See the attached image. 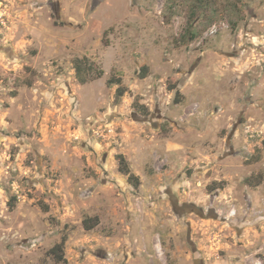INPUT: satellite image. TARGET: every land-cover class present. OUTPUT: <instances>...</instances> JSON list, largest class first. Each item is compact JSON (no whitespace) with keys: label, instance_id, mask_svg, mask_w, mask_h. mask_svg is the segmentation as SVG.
<instances>
[{"label":"rangeland","instance_id":"1","mask_svg":"<svg viewBox=\"0 0 264 264\" xmlns=\"http://www.w3.org/2000/svg\"><path fill=\"white\" fill-rule=\"evenodd\" d=\"M217 2L0 0V264H264V0Z\"/></svg>","mask_w":264,"mask_h":264},{"label":"trees","instance_id":"2","mask_svg":"<svg viewBox=\"0 0 264 264\" xmlns=\"http://www.w3.org/2000/svg\"><path fill=\"white\" fill-rule=\"evenodd\" d=\"M222 3V2H221ZM189 9H190V15L192 18V21L190 22V28H189V36H190V40L194 41L197 37H198V33L197 31L194 29L195 28V24L198 22V20L200 18H202L203 16H205L204 13L212 9H214L216 11V13H218V10L220 7H222L221 4H219L217 2V0H189ZM224 10H228L227 8H225L224 6ZM228 12H232V11H228ZM74 68L76 71V77L79 81V83L85 85L88 82L92 81L96 76L97 77H101L103 75V72L100 71L98 73V75H96V70L94 69V66L89 62V60L87 58H76L74 60ZM113 84H117V85H121V80L117 79V80H113L110 79L108 81V86H112ZM176 91L177 90V86L174 85L170 91ZM126 90L123 89L122 87L118 88L117 91V96L123 97L125 94ZM179 96H181L180 91H176V95H175V99L174 101L176 103H178V98ZM144 108V107H143ZM145 109V108H144ZM145 111H147V109H145ZM146 115V114H145ZM116 160L118 162V171L119 173L126 177L128 184H130L133 188L138 189L141 185L140 183V179L139 177L135 176L130 167H129V163L126 159V157L123 154H119L116 157ZM260 175H251L250 178L246 179V184L251 186V187H257L261 184V178L258 179L257 177ZM221 183L215 182L212 185H210L208 187V192H213L214 190L218 189V188H222L220 186ZM216 187V188H215ZM16 198L12 197L11 201H10V206L13 207L14 206V202H15ZM100 225V219L99 217L95 216V217H85L82 221V226L85 229V231H93L95 230L98 226ZM67 242V238L64 237L61 242L59 244H56L51 250L50 253L55 257V259L58 262H66L65 257H64V247L65 244Z\"/></svg>","mask_w":264,"mask_h":264},{"label":"built area","instance_id":"3","mask_svg":"<svg viewBox=\"0 0 264 264\" xmlns=\"http://www.w3.org/2000/svg\"><path fill=\"white\" fill-rule=\"evenodd\" d=\"M101 133H102V132L100 131V129H98L97 131H95V134H96L97 136H99Z\"/></svg>","mask_w":264,"mask_h":264}]
</instances>
